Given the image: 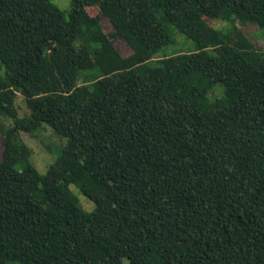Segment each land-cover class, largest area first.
Instances as JSON below:
<instances>
[{"label": "trees", "instance_id": "1", "mask_svg": "<svg viewBox=\"0 0 264 264\" xmlns=\"http://www.w3.org/2000/svg\"><path fill=\"white\" fill-rule=\"evenodd\" d=\"M231 19L264 0H0V264H264V51ZM172 27L196 49L157 57Z\"/></svg>", "mask_w": 264, "mask_h": 264}, {"label": "rangeland", "instance_id": "2", "mask_svg": "<svg viewBox=\"0 0 264 264\" xmlns=\"http://www.w3.org/2000/svg\"><path fill=\"white\" fill-rule=\"evenodd\" d=\"M54 2L63 9H68L70 7V0H54ZM233 23V25H237L239 28L243 29L248 38L252 41V43L259 47L264 51V29L260 26L241 22L240 20L231 19L230 22L227 20L217 21L215 26L218 29L223 31H227V28ZM102 26L106 33L110 30V23L105 17H102ZM171 36L174 39V42L163 47L157 54V57H164L168 55H175L181 53L183 51H193L196 49V44L186 37V35L180 33L175 28H170ZM115 46L120 51L122 55H128L131 52L129 46L125 44V42L117 38L114 41ZM97 71H79V79L78 83H87L91 80H94L97 77ZM223 86L221 83H218L210 92V97H217L222 94ZM15 104L18 108L19 115H23L26 112V108L22 97L18 94L15 95ZM5 124H10V118H2ZM21 139L31 148V156L30 160L33 165L37 168V170L41 173H47L50 168L54 165V162L57 159L60 148L64 143V140L59 137L49 126L42 124L38 129L33 131L32 133H21ZM2 138L0 134V158L2 154ZM69 188L76 194L78 197L81 206L86 211H91L94 208V203L89 200L84 194L80 192V190L75 187L71 181H67ZM19 264V263H14Z\"/></svg>", "mask_w": 264, "mask_h": 264}]
</instances>
